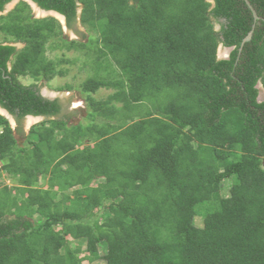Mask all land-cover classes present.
<instances>
[{"label":"trees","instance_id":"obj_1","mask_svg":"<svg viewBox=\"0 0 264 264\" xmlns=\"http://www.w3.org/2000/svg\"><path fill=\"white\" fill-rule=\"evenodd\" d=\"M33 1L71 28L82 4L100 33L96 68L81 87L88 123L70 125L67 107L20 78L66 74L48 43L90 44L63 40L25 1L0 17V105L21 133L27 116L46 118L20 146L0 115V264H83L102 243L106 264H264V0H249L257 21L244 0ZM100 89L114 92L96 100Z\"/></svg>","mask_w":264,"mask_h":264},{"label":"rangeland","instance_id":"obj_2","mask_svg":"<svg viewBox=\"0 0 264 264\" xmlns=\"http://www.w3.org/2000/svg\"><path fill=\"white\" fill-rule=\"evenodd\" d=\"M21 1V0H20ZM38 10V9H37ZM5 10L4 15L7 14ZM40 11V10H39ZM35 17V16H34ZM35 18H45L44 12L40 11L37 14ZM78 27V28H77ZM79 29V30H78ZM64 36H62L63 40H67L68 42L76 41L80 42L82 44H90L86 49L81 51L76 50H67V49H49V46H51V43H48V51H47V57L49 60H53L57 62V70H65L66 74L64 76L56 75L52 80H44L43 78L40 79V81L35 82L34 79L30 77L23 78V83L26 85L31 84H37L39 86L41 92L44 95H53L55 96L56 92L57 94L60 92L59 97L55 98L60 101L63 107H67V110L69 111L70 118V125L77 124V123H84L87 124V104L85 102V94H83L81 87L86 80L94 74L95 68L93 64L90 62H94L96 59V55L94 50L95 49V43H97V39L100 36V33L94 30L88 29V26L80 24L79 21L76 23V28H67L66 32H63ZM90 38V41H89ZM5 36L0 32V42L4 41ZM62 40V39H61ZM58 40L57 44L63 45V43L59 42ZM89 41V43H88ZM103 40H100V43L102 44ZM17 46L19 49L23 48L24 45H21L20 43H17ZM223 52V51H222ZM224 53V52H223ZM84 63H87V67L83 66ZM22 82V81H21ZM66 86H71L70 91H68V88ZM261 89V86L259 87ZM114 90L109 89H100L94 94V97L96 100H106L111 94H113ZM57 95V96H58ZM260 100H264V90L261 89L260 94ZM30 118H25L21 122V126L23 127L24 131L21 133V131L18 132V123L14 122V120L10 121L13 128L16 130V136L19 141L20 146L25 145L27 135L29 134L31 128L36 125L35 123L39 119H35L33 124L30 122ZM33 125V126H32ZM1 165V163H0ZM11 178H9L7 175L3 176L2 180L5 185L13 186L16 184ZM45 181L42 180L41 186L46 188ZM42 187V188H43ZM229 190H230V182L226 181L223 186V195L229 196ZM69 194L71 197H74L73 194H71V191L64 193ZM62 195L58 196L57 201L61 200ZM7 198L9 196L4 191H0V202L6 203ZM37 218V217H36ZM194 223L198 227H203L204 225V216L197 215L194 219ZM74 244V247L80 246L82 249L81 256H87V242L86 241H76ZM108 253V246L106 243H102L99 247V258L95 259L94 261H85L83 264H106V261L104 260V256Z\"/></svg>","mask_w":264,"mask_h":264},{"label":"water","instance_id":"obj_3","mask_svg":"<svg viewBox=\"0 0 264 264\" xmlns=\"http://www.w3.org/2000/svg\"><path fill=\"white\" fill-rule=\"evenodd\" d=\"M24 1H26V2H28L29 4H30V6L32 7V9L38 14L39 12H38V10H41L42 12H45L46 13V15H45V17H49V16H53V17H56V16H60L61 18V20H63L64 21V18L62 17V15H60L58 12H56V11H45V10H43V9H41L39 6H38V4H36L35 2H33V0H24ZM209 1H212V0H209ZM244 1H246V3L248 4V6L250 7V9L252 10V12H253V15H254V18H255V21H257V20H259V15H258V13H257V11L254 9V7H253V5L251 4V2L249 1V0H244ZM18 2V0H16V1H13L12 3H10V4H8L7 6H6V12L8 13V12H10L14 7H15V5H16V3ZM213 2V1H212ZM36 7V8H35ZM38 9V10H37ZM2 15H4V12H0V16H2ZM62 21V22H63ZM252 36H253V32H250L249 33V35L247 36V38L244 40V42H243V44L245 43V42H248V41H250L251 39H252ZM222 50H224L225 52H226V54L225 53H223L222 52ZM233 50V48H229V49H225V47L223 46V45H221V49H220V51H219V59H228V57H229V54H230V52ZM261 86V89H263L264 90V87H263V84L262 83H260L259 84V86H258V88ZM44 95V94H43ZM58 94H55V96H53V95H44L46 98H49V99H51V100H55V98H58L59 97V95L57 96ZM259 101H261L260 100V97H259ZM263 101V100H262ZM0 115H2V116H4V117H6L7 119H9L10 121H12V120H14L15 121V119H14V117L9 113V111L8 110H6V109H4L2 106H0ZM36 118V119H39V120H37L35 123H39V122H42V121H44L45 120V117H35V116H28L27 117V119H29V118Z\"/></svg>","mask_w":264,"mask_h":264},{"label":"clouds","instance_id":"obj_4","mask_svg":"<svg viewBox=\"0 0 264 264\" xmlns=\"http://www.w3.org/2000/svg\"><path fill=\"white\" fill-rule=\"evenodd\" d=\"M14 1H16V0H14ZM21 1H24V0H21ZM20 0H18V2L16 3V5L19 3V2H21ZM213 1V0H212ZM26 2V1H25ZM34 2V1H33ZM12 3V2H11ZM28 3V2H27ZM36 3V2H35ZM10 4V3H9ZM29 4V3H28ZM37 4V3H36ZM213 4H214V2H213ZM16 5H15V7L11 10V11H13L15 8H16ZM30 5V4H29ZM39 6V5H38ZM40 7V6H39ZM78 19H77V21H79V23L81 24L82 22H81V16H82V12H83V6H82V4H78ZM41 8V7H40ZM31 9H32V7H31ZM41 9H43V8H41ZM6 10V9H5ZM43 10H45V9H43ZM45 11H48V10H45ZM50 11V10H49ZM52 11V10H51ZM5 12V11H4ZM34 13V10L32 9V14ZM7 14H9V12L7 13ZM7 14H5V15H7ZM60 14V13H59ZM60 15H62V14H60ZM3 16V15H2ZM37 16V15H36ZM35 16V17H36ZM1 17V16H0ZM33 17H34V14H33ZM50 17H52V18H55V19H57L59 22H60V24H61V26L63 25L64 27H65V29H67V28H69V25H68V20H67V17L65 16V15H62V17L64 18V21L63 20H61L60 18H58L57 16L56 17H53V16H49V17H45L44 19H46V18H50ZM35 19H37V18H35ZM38 19H42V18H38ZM63 21V22H62ZM82 25H83V23H82ZM221 28V25H217V29L219 30ZM11 45H15V46H17V42H15V43H10ZM21 45H24L25 46V44L24 43H20ZM221 45H223V44H221ZM221 45H220V48H219V51H220V49H221ZM23 46V47H24ZM18 47V46H17ZM233 48V47H232ZM225 49H229V48H226L225 47ZM233 50H234V48H233ZM232 50V51H233ZM225 54H226V52L224 51V50H222ZM231 51V52H232ZM231 52H230V54H231ZM230 54H229V57H230ZM228 57V58H229ZM24 77H22V78H20V81H22V83H23V79ZM262 83V82H261ZM24 84V83H23ZM260 84V83H259ZM24 85H26V84H24ZM31 85H33V84H31ZM31 85H26V86H31ZM264 87V86H263ZM260 89V88H259ZM261 90V89H260ZM42 93V92H41ZM53 93H55V94H57L56 92H53ZM58 94H60V92L58 93ZM42 95H43V93H42ZM44 96V95H43ZM45 97V96H44ZM51 100V99H50ZM56 100V99H55ZM1 106V105H0ZM5 109V108H4ZM7 110V109H6ZM10 113V112H9ZM11 114V113H10ZM12 115V114H11ZM13 116V115H12ZM14 117V116H13ZM28 117V116H27ZM26 117V118H27ZM38 117H43V116H38ZM14 119H15V121L14 122H17V120H16V118L14 117ZM45 120H46V118H45ZM44 120V121H45ZM10 121V120H9ZM43 122V121H42ZM11 123V122H10ZM40 123V122H39ZM38 124V123H37ZM33 126V125H32ZM15 129V128H14Z\"/></svg>","mask_w":264,"mask_h":264},{"label":"flooded vegetation","instance_id":"obj_5","mask_svg":"<svg viewBox=\"0 0 264 264\" xmlns=\"http://www.w3.org/2000/svg\"><path fill=\"white\" fill-rule=\"evenodd\" d=\"M19 3H20V2H19ZM19 3H18V4H19ZM18 4L16 5V7L18 6ZM10 12H11V11H10ZM10 12H9V13H10ZM33 14H34V16L37 15V13H36L35 11H34ZM34 18H35V17H34ZM69 28H71V27H69ZM77 28H78V27H77ZM62 30H63V32H66V29H65V27H64L63 25H62ZM78 30H79V29H78ZM63 36H64V34H63Z\"/></svg>","mask_w":264,"mask_h":264},{"label":"bare ground","instance_id":"obj_6","mask_svg":"<svg viewBox=\"0 0 264 264\" xmlns=\"http://www.w3.org/2000/svg\"><path fill=\"white\" fill-rule=\"evenodd\" d=\"M36 8V7H35ZM41 11V10H40ZM40 11L38 10V12H39V15H40ZM42 12V11H41ZM44 15H46V13L44 12ZM58 18H61L60 16H57ZM62 19V18H61ZM31 120V123H33L34 122V120L36 119V118H30Z\"/></svg>","mask_w":264,"mask_h":264},{"label":"crops","instance_id":"obj_7","mask_svg":"<svg viewBox=\"0 0 264 264\" xmlns=\"http://www.w3.org/2000/svg\"><path fill=\"white\" fill-rule=\"evenodd\" d=\"M31 122V121H30ZM33 124V123H32Z\"/></svg>","mask_w":264,"mask_h":264}]
</instances>
